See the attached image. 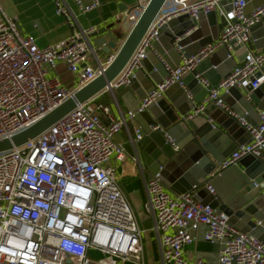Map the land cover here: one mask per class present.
<instances>
[{
	"label": "built area",
	"instance_id": "built-area-1",
	"mask_svg": "<svg viewBox=\"0 0 264 264\" xmlns=\"http://www.w3.org/2000/svg\"><path fill=\"white\" fill-rule=\"evenodd\" d=\"M51 1L70 33L66 40L46 47H39L33 36L21 35L18 21L5 16L0 5V140L10 139L52 112L93 81L115 57V51H111L105 64L97 62V69L86 63L89 40L97 29L83 28L79 17L97 10L100 0H72L74 8L66 0ZM148 2L133 0V9L123 11L116 21L123 20L132 27ZM246 4V0H167L111 83L112 89L130 84L142 60L153 51L152 44L162 27L171 20L181 15L197 20L215 11L223 21L220 35L189 57L180 52L177 39L173 45L180 52L179 63L173 69L165 65L168 75L147 93L137 109L113 117L108 108L92 98L78 104L34 140L0 152V264H143L138 222L114 179L113 168L107 164L111 157L124 155L123 146L114 137L127 128V121L155 103L171 86H182L186 74H195L207 94L194 104L185 120L204 114L207 104H212L235 118L251 140L218 163L212 177L237 165L243 157L257 156L264 150V112L256 109L258 123L253 125L222 99L232 87L256 90L264 84V49L253 51L247 46L250 27L264 18V2L248 14ZM220 48L230 57L236 50H243L242 60L227 77L211 86L196 73V67ZM57 62L78 76L75 88L66 90L53 73ZM140 140V131L134 129L129 142ZM145 179L154 231L163 250L161 264H212L203 259L191 262L184 250L195 241L200 228L205 242L219 245L215 264H264V244L231 225L225 213L197 202L193 195L196 187L172 195L159 174ZM205 187L214 194L208 183ZM91 250L101 259L91 258Z\"/></svg>",
	"mask_w": 264,
	"mask_h": 264
},
{
	"label": "water",
	"instance_id": "water-1",
	"mask_svg": "<svg viewBox=\"0 0 264 264\" xmlns=\"http://www.w3.org/2000/svg\"><path fill=\"white\" fill-rule=\"evenodd\" d=\"M166 2L167 0H149L122 43L118 38L119 26L125 22L123 20L94 32L91 36L107 38V42L97 44L101 47V52L108 57L111 51H115L112 61L100 70V74L93 81L77 89L69 99L28 129L10 139L0 140V152L10 151L34 140L70 114L78 104L85 103L106 90H113L111 83L121 74ZM263 2L264 0H259L257 5L247 10V14ZM132 9L126 5L119 7L121 12H129ZM222 24V19L215 11L200 15L197 20L181 15L168 22L162 27L158 40L153 42V51L142 60L141 68L137 70L130 84L124 86L125 89L130 94L134 93L142 102L147 93L168 75L165 65L173 69L180 61V52L189 57L212 43L218 37ZM248 36V48L251 49L252 40L255 49H264V18L250 27ZM176 40L177 46L181 48L180 52H176L173 45ZM217 51L211 59L202 61L196 68V73L202 74L211 86L231 73L235 59L238 62L242 60V56L237 58L238 50L231 57L224 48ZM194 76L195 74H190L182 79V86H171L160 99L134 117L133 121L137 124L141 123L142 119L145 121V125H140L141 129H138L141 130V140L137 142L140 154L149 168L150 175L159 174L170 193L180 195L190 192L193 187L201 186L195 194L196 198L202 194L208 195L202 205L225 213L231 225L257 237L264 244V150H260L257 156L243 157L237 165L216 172L212 177L211 174L215 172L218 163L239 146L248 144V140L239 139L240 136L245 134L249 140L250 137L235 118L215 105L212 106L215 107L212 114L209 115L206 110L204 114L192 120H185L194 104L199 103L207 94L206 89ZM198 90L200 91L197 95ZM222 96L224 103L239 116L253 125L258 123V119L252 122L248 121V118L257 115L256 109L264 112V84L256 90L232 87ZM154 127L157 129L153 130ZM207 182L214 191L213 195L209 194L205 187Z\"/></svg>",
	"mask_w": 264,
	"mask_h": 264
},
{
	"label": "crops",
	"instance_id": "crops-1",
	"mask_svg": "<svg viewBox=\"0 0 264 264\" xmlns=\"http://www.w3.org/2000/svg\"><path fill=\"white\" fill-rule=\"evenodd\" d=\"M66 1L72 8H74L72 0ZM82 1L84 3L91 2V0ZM193 1L196 0H190V2ZM0 2L5 16L9 18H15L18 21L17 27L21 35L35 37L36 43L39 47H46L52 43H57L68 38L70 28L67 26L64 19L55 14L54 4L51 0H0ZM258 2L259 0H248L246 13L249 8L257 5ZM132 3L133 0H100V6L97 10L91 11L86 15L79 17L80 25L83 28L94 26L97 29L96 31H98L104 26L116 22V16L122 13L119 10V7L122 5L129 7L132 5ZM119 28L120 34L118 40L120 43H122L130 31L131 25L127 22H124L119 26ZM220 31L221 30H219V35ZM104 41H108L105 36L90 37L88 53L89 57L86 63L94 69H97L98 67L97 62L100 64H105V62L108 60V55L103 54L101 52V47L97 44H101ZM251 49L253 51H259L255 49L252 40ZM217 52L218 51L216 50L214 54ZM237 53V58H240L243 54V51L239 50ZM211 58L212 57L209 59ZM237 62L238 61L235 59V64ZM53 73L58 76L66 90H71L77 86L78 76L76 74L67 72L63 63L57 62ZM188 75L190 74L184 75L182 79H185V77ZM196 88L197 87H195V89ZM199 91L200 90L197 91V95ZM93 100L94 103L100 105L102 108H108L110 115L113 117H118L121 114L124 115L128 110H135L141 104L135 94H130L124 86L123 88L113 89L111 91L106 90L94 97ZM212 106V104H207L206 106V110L208 111L207 113H209V115L215 110V107ZM100 116L102 118L103 124H106L107 121L104 115L101 114ZM256 119H258L257 115L251 116L248 118V121L255 122ZM133 120H128L127 128L125 127L114 137V141L123 146L124 155L120 156L119 158L114 156L111 157L107 165L113 168L114 179H116V182L122 190L124 196L128 198L133 215H135L138 222L141 233L140 241L143 251V264H161L163 250L161 248L158 236L154 231V215L152 212H150L148 207V197L145 186V178L150 176L149 168L140 154L137 145L138 143L134 142V144H131L129 142V134H132L134 129H141L140 125H145V121L142 119V122L137 124ZM239 139H246L248 140V143L250 142L249 138L245 137V134H242ZM135 144L137 146L136 148ZM199 189H201V186L198 187L195 192H193V195L195 196L196 201L202 204L203 201L208 199V195L202 194L201 197L196 198L195 194ZM253 221L255 222V220ZM184 250L186 251L187 257L191 262L195 261L196 259H203L215 264L217 261L219 245L205 242L203 240L202 228H200L199 232L196 234L195 241L185 246ZM89 256L91 258L93 257L94 259H101V255L98 252L92 250L90 251ZM124 264L137 263L128 261V263Z\"/></svg>",
	"mask_w": 264,
	"mask_h": 264
}]
</instances>
